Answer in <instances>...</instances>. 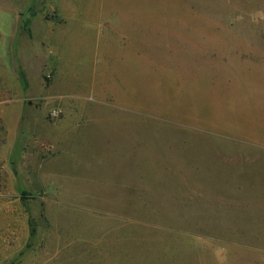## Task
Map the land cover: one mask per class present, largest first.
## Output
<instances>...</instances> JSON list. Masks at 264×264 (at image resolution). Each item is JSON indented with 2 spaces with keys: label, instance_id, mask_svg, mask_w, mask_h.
<instances>
[{
  "label": "rangeland",
  "instance_id": "obj_1",
  "mask_svg": "<svg viewBox=\"0 0 264 264\" xmlns=\"http://www.w3.org/2000/svg\"><path fill=\"white\" fill-rule=\"evenodd\" d=\"M0 54V264H264V0H0Z\"/></svg>",
  "mask_w": 264,
  "mask_h": 264
},
{
  "label": "crops",
  "instance_id": "obj_2",
  "mask_svg": "<svg viewBox=\"0 0 264 264\" xmlns=\"http://www.w3.org/2000/svg\"><path fill=\"white\" fill-rule=\"evenodd\" d=\"M6 55H7V50H6ZM15 78H16L15 70L10 65V58L7 56L5 59L0 54V79L6 82V84L10 86L14 83Z\"/></svg>",
  "mask_w": 264,
  "mask_h": 264
},
{
  "label": "trees",
  "instance_id": "obj_3",
  "mask_svg": "<svg viewBox=\"0 0 264 264\" xmlns=\"http://www.w3.org/2000/svg\"><path fill=\"white\" fill-rule=\"evenodd\" d=\"M4 137H5L4 125L0 117V146L4 144Z\"/></svg>",
  "mask_w": 264,
  "mask_h": 264
}]
</instances>
